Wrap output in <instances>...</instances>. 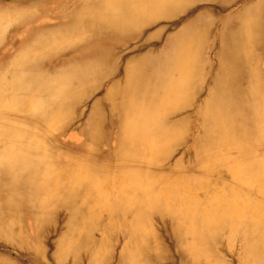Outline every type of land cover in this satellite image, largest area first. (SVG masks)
<instances>
[{"label":"bare ground","instance_id":"1","mask_svg":"<svg viewBox=\"0 0 264 264\" xmlns=\"http://www.w3.org/2000/svg\"><path fill=\"white\" fill-rule=\"evenodd\" d=\"M41 1L54 7L35 27L9 29L25 13L0 11V232H13L17 211L40 226L60 204L69 214L58 252L82 250L85 264L109 260L116 234V264H228L210 246L226 231L240 240L236 264H264V2L236 0L217 25L201 13L171 20L187 0H71L57 11L61 0ZM113 150L148 161L112 166ZM53 158L69 173L52 171ZM154 212L170 216L160 223L178 261L149 223ZM42 236L38 227L20 244ZM42 255L27 253L32 264Z\"/></svg>","mask_w":264,"mask_h":264},{"label":"rangeland","instance_id":"2","mask_svg":"<svg viewBox=\"0 0 264 264\" xmlns=\"http://www.w3.org/2000/svg\"><path fill=\"white\" fill-rule=\"evenodd\" d=\"M67 1L69 3V1L71 0H61L59 7L54 9V11H57L60 8H64L63 6L65 5V2ZM225 1L226 0H187V11H183L181 13L178 12L171 20L175 22H179L181 17H183L184 15L185 16L187 15V21H188L190 18H193L198 13H201L202 17L204 18L203 20H205V22H207L209 19H214L213 21H216V24L218 25L220 24V20L222 18L229 17V14H230L229 11L233 12L238 7L237 6L238 3H235L236 0H229L231 2L225 5L223 4L224 6H221L222 2L225 3ZM253 1L254 0H248L247 2H244V3L242 1L241 2L242 4L241 3L239 4H241L240 6L243 7L246 3L253 2ZM263 2L264 0H262V3ZM53 7H54V4L50 1L45 2L41 0H36L33 3H28L24 1L19 2L17 0H0V11H5V12L8 11L9 13H12L18 10L26 14V15L24 14V16L18 17L17 20L12 22L13 25L9 29L16 27L14 30L22 29L23 25L35 27L37 25V21L33 22V20L36 17H38L40 14L42 15L49 14L50 13L49 10ZM221 8L222 10H220ZM254 8L255 9L253 11L255 12L258 9V6H255L254 4ZM231 23L232 22L228 24L230 25ZM172 27H174V25H172ZM154 29L155 28L151 29V31H153ZM176 30H177L176 28H172L170 29V31L168 30V32L173 33ZM164 34L165 32H161L158 36L151 38L148 41V44L154 43L156 45H159ZM207 36H208L207 37L208 41H210L211 38H213L212 32L211 33L208 32ZM1 40H0V51H1V47L3 46V43L7 40V38L5 39V36H4V38ZM215 40L216 42L217 40H219V34L215 37ZM26 42L28 41H23L22 44ZM71 48L72 46H68L64 50L59 51V53L57 52L56 55H54L50 61V64H49L50 68H53L54 66H58L60 64V59L62 58L61 54L68 53ZM15 51H16V47H13L12 50H10L4 55V59H2V61L5 60L6 62L10 60L13 57V55L17 52ZM260 53L261 55L264 54L262 51ZM97 94H99V91ZM5 115H9L12 117L14 115L15 117H18L19 114H13V113L11 114L10 112H8V114L6 113ZM10 121L15 122L12 119H10ZM67 133L63 132L59 136L62 138ZM48 137H49V134H48ZM173 147H172L173 148L172 153L174 154L180 150L179 145H174ZM72 148H74V146ZM59 150L67 152L64 149H59ZM75 152L76 151L74 149H69L68 154L77 155V154H74ZM80 154L81 156H87L86 151H81ZM118 154L120 155L116 156L115 150L112 151V156L113 157L115 156V157L109 162V164L111 165L118 164L120 166L121 164L127 163L128 160H131V159H127L128 157L134 158L132 159V161L140 159L138 153L130 154V153L121 151ZM127 155H130V156H127ZM189 156H192V153H189ZM140 160H141L140 162L142 163H145V161H148L145 159H140ZM58 161L59 160H57L56 158H53L51 160L52 171L59 170V171L64 172L65 174H68L72 167H66L65 163H61ZM153 163L154 165L156 164V162H153ZM184 164L185 163L183 161L181 165H184ZM220 164L221 166L223 165L222 163ZM180 169H183V168H180ZM174 170L177 171V169H174ZM108 178L110 180L109 179L105 180L103 184H107V185L110 184V186H114L115 184L113 183L114 181L110 177ZM236 184L238 186H243L242 184H238V183ZM191 185L193 188L196 187L195 186L196 184L194 183H191ZM54 201H56L57 203L59 202V199L55 198ZM52 205L50 206V212L53 215L50 216V219H48L47 216L44 217L42 220L43 222L41 223L40 226L35 224L36 222L33 220V218L32 217L30 218L27 214L24 213L23 210L16 212L15 217H13V219L15 218V221H14L15 227L12 230L13 232L11 231H9V233L5 231L0 232V258L2 259L4 258L7 261L16 263V264H32L27 257V253L28 252L33 253L35 249H42L44 255L39 257L41 264H85L86 253L82 250L78 252L79 253L78 257H75L73 253L67 252V253L60 254L58 252V244H59L58 239L62 231L65 229V227H67V223H68L67 220H68L69 213H68V209L65 208L63 205H60V204L59 206L58 205L52 206ZM104 217L106 219L107 215H104L103 218ZM169 219H170V216L167 214L161 215L160 213L154 212L150 215L149 223L152 225L155 232H157L162 237L163 244L166 246V251L168 252L167 254L169 255L170 259L178 261L179 256L181 254L175 247L176 237L172 234L173 230L171 231L170 227L163 226L160 223L161 221H164V223L166 222V224H168L167 221ZM37 226L39 228H42V235H43L42 239L39 241L33 240L34 242L32 243L33 247H31L30 249L27 248L26 249L27 251H26L25 247L20 244L21 239L23 236L25 237L27 235H30L33 238V234L38 228ZM227 234H228V231H226L218 241H211L210 246L212 250L214 251V254H216L218 258H220V261L224 260L228 264H236V261L239 262V260L241 259L243 255L242 247L240 246V240H239V237H237L236 235H233V238H232V237H229ZM93 235L96 238H102L103 231L101 229H96L93 231ZM120 238H121V235L116 234L114 239H112L113 241L112 246L114 247L110 250L109 260H101V261L97 260L96 262H94V264H116L117 262L116 256L121 246L119 245L121 243ZM163 263L167 264L168 260L164 259Z\"/></svg>","mask_w":264,"mask_h":264}]
</instances>
